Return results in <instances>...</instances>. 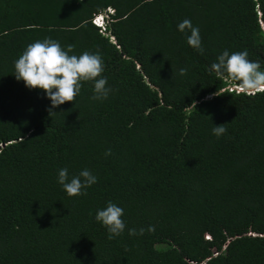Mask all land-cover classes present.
<instances>
[{
    "label": "trees",
    "instance_id": "trees-1",
    "mask_svg": "<svg viewBox=\"0 0 264 264\" xmlns=\"http://www.w3.org/2000/svg\"><path fill=\"white\" fill-rule=\"evenodd\" d=\"M45 38L98 52L108 97L83 82L49 114L13 74ZM225 49L264 71V0H0V264H264V93L224 89L209 69ZM61 168L97 182L70 197ZM108 201L126 225L113 239L94 219Z\"/></svg>",
    "mask_w": 264,
    "mask_h": 264
},
{
    "label": "clouds",
    "instance_id": "clouds-1",
    "mask_svg": "<svg viewBox=\"0 0 264 264\" xmlns=\"http://www.w3.org/2000/svg\"><path fill=\"white\" fill-rule=\"evenodd\" d=\"M151 2V0H148ZM114 10L106 8L104 11L95 14L92 22L105 31L107 24L111 23ZM114 20V19H113ZM99 21V23H97ZM189 30L187 43L201 54L200 30L192 25L191 21L185 18L178 24V30L184 32ZM74 45H67L66 49L52 38L36 40L26 45L22 53L13 61L14 76L17 81H23L29 89L43 90L46 97L51 101L49 114L55 113L53 108L76 100L80 93L83 82L93 83L92 100H102L108 97L111 91L107 85V78L102 76L104 72V61L101 55L89 51H84L79 55L73 53ZM186 68L179 70L180 75L186 73ZM215 72L217 77L224 78L229 84L225 88L233 90L237 95L246 94L254 96L264 93V71H261L259 61L248 59L247 50L229 53L225 49L213 62L209 69ZM213 95H221L216 92ZM192 106L196 109L195 102ZM223 124L215 125L212 134L216 137L223 135L227 129ZM111 150H107L105 155H110ZM57 182L68 196L84 195L82 189L90 187L97 182V178L90 170L84 169L77 175L69 176L67 168L58 170ZM123 208L108 201L102 209H97L94 219L100 222L109 233L108 238L113 239L121 235L125 230V222L122 219ZM154 226L149 227V231H154ZM143 229L139 234H143ZM130 236L137 235V230L128 229Z\"/></svg>",
    "mask_w": 264,
    "mask_h": 264
},
{
    "label": "snow or ice",
    "instance_id": "snow-or-ice-1",
    "mask_svg": "<svg viewBox=\"0 0 264 264\" xmlns=\"http://www.w3.org/2000/svg\"><path fill=\"white\" fill-rule=\"evenodd\" d=\"M97 23H99V21H97Z\"/></svg>",
    "mask_w": 264,
    "mask_h": 264
}]
</instances>
